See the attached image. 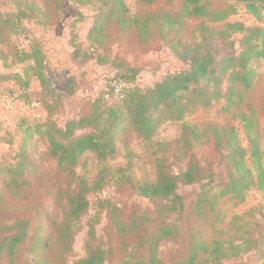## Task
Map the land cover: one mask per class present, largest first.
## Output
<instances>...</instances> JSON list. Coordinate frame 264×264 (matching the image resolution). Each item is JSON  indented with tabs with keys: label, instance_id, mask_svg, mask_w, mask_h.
<instances>
[{
	"label": "trees",
	"instance_id": "16d2710c",
	"mask_svg": "<svg viewBox=\"0 0 264 264\" xmlns=\"http://www.w3.org/2000/svg\"><path fill=\"white\" fill-rule=\"evenodd\" d=\"M13 1L16 12L6 21V27L14 35L15 47L24 55L21 61L28 59L32 62L24 73L27 75L29 72L39 82L41 90L36 94H28L29 84L20 74H0V82L11 80L19 90L22 88L25 91V96H19L7 90L0 93V99L6 96L15 103L28 105L35 102L46 115L44 123L34 129L36 134L44 137L46 154L55 162V169L61 175V180L51 195L54 206L60 212V220L48 217L44 213L45 209L35 199L29 200L32 196L31 182L37 175V169L22 146L16 153L14 163L0 166V216L18 215L11 224L0 223V259L3 258L6 264H16L19 249L26 242L28 244L24 248L32 256L31 264H69L67 256L72 251L77 226L90 208L89 196L101 191L108 179V171L104 165L90 180L78 175L76 169L81 164L83 155L92 153L98 162L104 163L116 153L114 136L119 132H130L149 142L163 123L182 121L193 109H208L215 103L223 102L222 110L230 112L234 108L235 117L241 121L244 129L248 149L240 144L233 127L221 129L211 126L208 129L228 173L229 182L227 186H222L220 195L230 196L232 200L242 203L249 189L264 187V172L260 166L264 152H260L254 137L256 113L245 102L244 96L252 88L255 77V70L250 63L254 60L262 61L264 67V27H246L241 22H231L221 30L211 28L209 24L224 22L231 8L215 9L206 0H180V10L174 15L159 11L145 17L130 16L125 0H102L106 12L99 11L95 14L87 37L92 44L91 52L81 50V46L73 42L72 58L83 62L94 60L103 63L95 48L102 47L105 39H108V35L103 33L104 27L114 25L121 39L129 37L133 31L135 38L147 43L152 34H155L175 58L189 60L188 68L167 73L151 87L141 88L135 81L137 69L115 63L119 68L118 74L109 79L105 89L92 101L91 110L87 113L82 111L78 117L59 126L52 120V116L60 108L61 94L47 79L43 53L32 43V37L24 33L22 25L32 18L30 10L33 7L20 0ZM135 1L144 5H152L157 1L168 4L172 2ZM231 1L244 4L246 11L264 24V0ZM184 19L201 21L198 26L201 42L195 46H184L181 48L182 52H178ZM235 34L240 35L237 53L234 51V44L229 42V38ZM217 40L229 45V51L220 58L203 47L205 43ZM21 41H27L26 46L22 47ZM93 53L96 54L94 57ZM112 83L123 86L115 91ZM242 105L244 110H241ZM182 135L188 145L184 155L186 169L174 174L167 159H162L157 163L155 180L144 182L136 188L143 198L160 202L155 219L134 216L130 223L122 224L115 218L114 209L110 211L111 221L122 239V245L128 247L129 242L133 241V250L126 255L122 264H160V243L172 241L179 234L178 223L183 213V202L177 189L179 186L199 183L202 193L192 202L187 218V253L183 259L173 264H220L237 259L252 250V245L243 247L232 242H206L201 221L209 213H213L216 201L214 196H209L204 190L213 181V175L191 151V141L199 140L201 134L184 124ZM165 145L167 144H161L160 147ZM181 148H184L183 145ZM222 149L226 150L225 154ZM248 153L253 157L255 173L245 164ZM129 165L128 163L125 169H118L121 175L116 180V185L122 181L131 182L129 177L122 174L129 170ZM33 212L40 222L43 217L48 219L47 228L53 234L52 240L49 236L41 238L32 232L30 220L20 217ZM97 222V218L88 221L84 255L72 264L105 263L108 252L98 243L95 232ZM151 223L153 225L150 227ZM130 237L133 239L128 241ZM36 250L45 251L46 256L37 254Z\"/></svg>",
	"mask_w": 264,
	"mask_h": 264
},
{
	"label": "rangeland",
	"instance_id": "374dc122",
	"mask_svg": "<svg viewBox=\"0 0 264 264\" xmlns=\"http://www.w3.org/2000/svg\"><path fill=\"white\" fill-rule=\"evenodd\" d=\"M32 6V18L22 23L25 34L32 37L43 53L44 70L51 85L60 94V108L52 120L59 126L71 119L78 117L82 111L91 110L92 101L105 89L109 79L118 74L119 68L115 63L138 70L136 85L148 88L160 81L167 73L188 68L189 60H179L168 50L166 44L152 34L147 43L134 37L132 31L129 37L121 39L114 25L106 26L103 33L108 35L102 47L95 48L103 59V63L89 60L83 62L74 59L71 55L73 42L81 46V50L91 52L92 44L88 40L89 29L93 18L99 11L106 12L102 0H20ZM213 8L225 10L231 8L224 22L209 24L211 28L221 30L227 23L241 22L246 27H264L262 21L255 20L245 9L244 4L231 0H206ZM129 15L136 17L152 16L159 11L176 14L180 10V0H172L170 4L157 1L152 5H144L135 0H125ZM16 12L13 0H0V74H20L28 82L27 93L40 92L41 86L28 72L31 60L24 59L15 47L14 35L8 32L6 21L11 19ZM264 17V11H262ZM200 20L184 19L181 32V42L178 52L182 47L200 44L198 26ZM153 33V31H152ZM240 35L235 34L229 38L237 46ZM22 47L27 41H21ZM203 47L210 49L218 58L229 51V45L220 41L205 43ZM96 54L93 53L92 57ZM255 70L252 88L247 91L245 102L255 109L256 127L255 139L260 152H264V67L263 62L254 60L250 63ZM112 85V84H111ZM10 91L15 95H24V90H19L13 81L0 82V93ZM26 94V93H25ZM34 96V95H33ZM33 102L23 104L17 102L15 112H6L0 103V166L15 162L16 153L24 147L28 159L37 169V175L31 182L32 196L44 208V213L54 220H60V212L54 206L52 193L55 191L61 175L55 169V162L46 154V142L43 136L35 133L34 127L44 123L46 115L32 107ZM223 102L215 103L208 109H193L185 115L182 121H167L156 131L152 139L144 141L130 132H119L114 136L116 153L104 163L96 160L92 153H85L81 164L77 167L78 175L90 180L94 178L101 166L108 171V179L103 189L89 196L90 208L77 226V231L72 244V251L68 254L69 264L84 255V243L87 239V223L91 218H97L95 226L96 237L99 245L107 250L108 255L104 264H122L126 255L133 250V241L128 247L122 245V239L110 218V211L114 209L115 218L122 224L130 223L134 216H145L155 219L160 202L151 201L140 196L136 188L144 182H153L156 178V166L162 159H167L174 174L186 169L185 153L188 145L182 135V126L188 125L195 128L201 138L191 141V151L195 154L200 164L211 171L213 181L204 192L214 196L216 205L213 213L201 221L204 238L209 244L214 241L232 242L243 247L252 245V250L242 254L239 258L224 261L220 264H264V187L252 188L247 191L246 198L238 203L230 196H221L222 186H227L229 179L227 169L223 166L222 157L217 153L214 140L211 139L209 128L233 127L237 133L240 144L248 149L241 121L235 117V109L230 112L222 110ZM241 110H244L242 105ZM116 132V131H115ZM210 138V139H209ZM126 146H124V143ZM161 144H167L160 147ZM183 147L185 148H181ZM223 154L226 153L222 149ZM179 159H175L178 158ZM261 170L264 172V154L261 156ZM129 170L122 174L129 177L131 182L116 185L121 172L127 164ZM245 164L255 173V164L251 154L245 157ZM177 193L183 202V213L178 223L179 234L174 240L163 241L159 245L158 257L160 264H173L186 256L188 244L189 224L188 214L195 198L201 195V184L179 186ZM18 215L4 214L0 216V223L11 224ZM29 219L32 232L39 237L53 234L47 228L48 219L43 217L39 221L35 213L20 215ZM151 223L149 226L151 227ZM133 238H129L132 240ZM28 242L23 246L26 247ZM21 247L16 257V264H31L32 256L25 248ZM37 254L46 256V252L36 250ZM142 254H145L142 251ZM145 257V256H144ZM0 264H6L0 259Z\"/></svg>",
	"mask_w": 264,
	"mask_h": 264
},
{
	"label": "built area",
	"instance_id": "2783aa9c",
	"mask_svg": "<svg viewBox=\"0 0 264 264\" xmlns=\"http://www.w3.org/2000/svg\"><path fill=\"white\" fill-rule=\"evenodd\" d=\"M112 86L115 88V91H118L119 87H122L123 84L112 83ZM0 103L5 108L6 112H15L17 108V103L12 101L10 98L4 96L0 99ZM33 108L39 109V105L37 103L32 104Z\"/></svg>",
	"mask_w": 264,
	"mask_h": 264
}]
</instances>
